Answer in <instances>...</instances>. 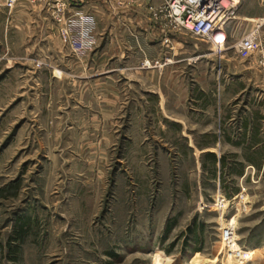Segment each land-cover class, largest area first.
Masks as SVG:
<instances>
[{"label":"rangeland","instance_id":"obj_1","mask_svg":"<svg viewBox=\"0 0 264 264\" xmlns=\"http://www.w3.org/2000/svg\"><path fill=\"white\" fill-rule=\"evenodd\" d=\"M44 11L21 0L10 12L0 0V68L18 60L0 74V264H224L223 197L225 218L238 217L237 246L256 251L247 264H264V171L252 173L251 154L233 147L242 116L264 112L261 87L235 99L230 83L223 104L212 83L169 69L160 45L159 64L137 66L144 79L126 85L123 104L104 103V86L89 78L68 95V84L47 80L60 74L33 36ZM226 27L228 51L187 32L188 48L264 75L259 54L236 47L257 30L264 44V25ZM33 65L47 73L33 77ZM156 81L157 97L145 91Z\"/></svg>","mask_w":264,"mask_h":264},{"label":"crops","instance_id":"obj_2","mask_svg":"<svg viewBox=\"0 0 264 264\" xmlns=\"http://www.w3.org/2000/svg\"><path fill=\"white\" fill-rule=\"evenodd\" d=\"M68 2L71 6L66 12L67 16L86 12L93 14L97 19L95 29L97 43L87 54L78 56L64 43L60 33L63 24H59L50 12L44 11V15L36 19L37 22H33L32 28L33 36L40 31L38 34L42 37L41 43L43 47H48L46 55L52 58L49 64L52 68L50 73L60 74L51 75L47 80L52 83L68 84L72 90L68 95H74V86L83 82V78H89L91 86L94 83L97 86H104V103L123 104V99H128L126 85L144 79L145 68L137 66L147 59L156 61L157 50L161 45L162 53L159 54L162 60L169 59V69H174L180 74L183 72L191 74L190 80L197 85L212 83L211 91L217 93L223 104L226 101L227 85L230 83H233L234 88L238 84L240 86V90L234 93L235 99L240 98L245 92L248 93L252 85L260 86V97H264V75L255 66L242 63L237 58L228 56L229 54H204L203 50L192 52L187 45L189 44L185 36L187 32H175L171 35L166 33V27L157 22L151 10V7L161 4L163 0H68ZM232 23L264 25V0H242L238 18ZM194 56L196 59H192ZM5 59L6 57H3L0 60ZM32 62L35 60L32 59ZM17 66V58L10 57L8 65L4 69L0 68V74L7 71L15 72ZM29 72L33 77L38 73H47L46 70H39L34 65ZM84 73L89 76L83 75ZM149 73L154 72L147 71L145 78L151 77ZM190 76H185L184 79ZM189 89L194 92L193 87ZM145 91L157 97V81L153 90ZM199 91H203L201 94L203 95L210 90L203 87ZM249 111L248 115L241 118L240 130L235 132L233 147L237 152L251 154L245 157L244 163L253 173V170L264 171V112L251 111V108ZM223 141L225 143V139L219 140V143ZM240 177L244 179L246 174Z\"/></svg>","mask_w":264,"mask_h":264},{"label":"built area","instance_id":"obj_3","mask_svg":"<svg viewBox=\"0 0 264 264\" xmlns=\"http://www.w3.org/2000/svg\"><path fill=\"white\" fill-rule=\"evenodd\" d=\"M4 7L14 11L21 0H1ZM58 21L61 26V37L78 56H84L92 50L97 39L95 29L96 17L91 13L78 12L67 16L71 3L68 0H30ZM242 0H163L151 7L154 17L159 24L176 32H188L198 39L210 44L218 53L228 50L230 33L227 25L234 22L239 15ZM240 52L259 54V61L264 69V44L259 42V32L254 31L242 38L236 45ZM159 64L153 60H145L144 67ZM226 199L221 200L223 203ZM222 208V209H223ZM235 231V230H232ZM236 233V232H235ZM222 239L232 242V233L226 229L221 231Z\"/></svg>","mask_w":264,"mask_h":264},{"label":"bare ground","instance_id":"obj_4","mask_svg":"<svg viewBox=\"0 0 264 264\" xmlns=\"http://www.w3.org/2000/svg\"><path fill=\"white\" fill-rule=\"evenodd\" d=\"M240 1V0H239ZM226 207L227 204L224 205L223 212H222V217H223V223H222V228L221 230L224 232L225 228L230 230L232 235V242L227 243L228 241L223 240L224 245L228 248L226 251V254H228V257L226 259V263L224 264H247L250 260L254 259L256 256V251L255 250H249V251H244L242 248L237 246V230H236V223H237V216L233 218L232 220H227L225 218L226 216ZM221 217V218H222ZM235 230V231H232ZM236 232V233H235ZM160 264H170V261L167 259H161ZM216 264V263H214Z\"/></svg>","mask_w":264,"mask_h":264}]
</instances>
